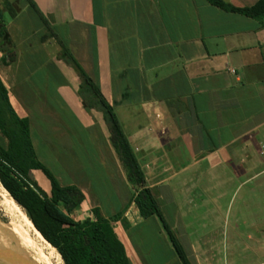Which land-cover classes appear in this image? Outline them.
Listing matches in <instances>:
<instances>
[{
	"label": "crops",
	"instance_id": "0c3cea01",
	"mask_svg": "<svg viewBox=\"0 0 264 264\" xmlns=\"http://www.w3.org/2000/svg\"><path fill=\"white\" fill-rule=\"evenodd\" d=\"M7 1L15 15L5 12L2 22L15 54L11 64H0V80L16 114L19 111V117L28 119L35 155L37 142L44 145V140L51 138L65 144L61 139L66 137L67 122L62 118L66 110L78 131L89 136L91 145L85 154L102 170L108 169L118 186L131 187L111 143L112 128L92 102L81 99L82 92L91 90L65 55L66 49L116 119L115 109L136 116L131 132L117 122L146 188L188 262L197 264L198 259L203 264L200 259L218 252V248L213 242L205 244L198 239L194 250L183 229L177 235L176 228L183 225L174 195L176 187L181 192L194 191L193 183L198 181L207 201L206 212L213 213L216 225L219 221L223 224L222 208L199 182L207 179L218 191L226 181H240L249 173L250 182L258 176L251 172L249 154L254 140L260 144L264 141V19L227 13L206 0ZM221 1L248 8L258 0ZM3 2L0 0V9ZM25 9L40 22L39 29L24 19ZM34 71L42 74V80H32ZM36 92L44 96L37 99ZM50 95L57 99L53 107ZM34 99L43 101L39 113ZM40 116L44 118V132L50 133H42L37 120ZM76 141L77 145L81 142L79 137ZM78 147V154H83ZM247 160L248 173L228 170L229 165ZM74 183L84 196L78 211L98 208L106 218L115 214L106 212L111 190L103 192L104 199H100L87 182ZM107 184L111 186L112 181ZM48 190L44 178V191ZM114 193L112 200L118 201L122 219L130 224L127 230L120 221L112 224L129 264H150L139 245L128 238L130 229L147 224L152 225L154 240L163 249L160 264H183L160 218L154 215L141 220L134 204L129 203V195L123 197L119 190ZM249 240L264 244V239Z\"/></svg>",
	"mask_w": 264,
	"mask_h": 264
},
{
	"label": "trees",
	"instance_id": "16d2710c",
	"mask_svg": "<svg viewBox=\"0 0 264 264\" xmlns=\"http://www.w3.org/2000/svg\"><path fill=\"white\" fill-rule=\"evenodd\" d=\"M206 2L227 13L254 20L264 19V0H258L248 8H235L221 0ZM29 5L36 11L31 2ZM5 12L10 16L15 15L7 0H4L0 9V64L8 66L13 62L15 50L2 22ZM36 13L39 15L37 11ZM64 53L91 90L89 93L82 92L81 99L87 103L92 102L102 113L106 125L112 128V146L126 171L128 183L136 190L129 203L134 204L141 220L157 215L182 263L190 264L172 230L162 218L151 191L146 188L144 176L112 109L66 49ZM0 134L6 142L5 146L0 142V185L44 241L56 251L62 263L129 264L112 226L114 222L120 221L125 230L130 227V224L122 219L123 212L106 218L98 208H94L83 211L76 219L75 212L84 201L83 194L75 186H60L49 170L39 162L31 143L28 119L16 114L1 80ZM34 172L40 173L48 182L47 193L33 178Z\"/></svg>",
	"mask_w": 264,
	"mask_h": 264
},
{
	"label": "rangeland",
	"instance_id": "374dc122",
	"mask_svg": "<svg viewBox=\"0 0 264 264\" xmlns=\"http://www.w3.org/2000/svg\"><path fill=\"white\" fill-rule=\"evenodd\" d=\"M21 1L24 2V0ZM22 12L27 22L32 23L34 28H40V22L33 17L29 10L25 9ZM6 15L8 14L6 13ZM32 76L34 77L32 80H42V74L38 71H34ZM2 78L3 81H5L4 77ZM52 86L53 85H51V87ZM42 94L44 96L43 92ZM42 94L36 92V98L40 99ZM49 98L50 106L53 107V102H57V99L51 95ZM33 102L36 103V111L39 113L41 111L39 103L43 101L34 99ZM93 107L98 111L95 106ZM16 111H18V109ZM114 112L119 123L122 126L125 125L126 129L130 132L133 131L132 129H134L137 120L136 116L130 114V112L122 114V111L119 109H115ZM17 114L21 116L19 111ZM62 118L67 122V126L65 125L64 127L66 137L61 139L65 144H61L62 142H60V140H53L51 138H49V140H44V145H39L40 142H37L35 151L39 162L49 170L62 187L74 186V184H76L74 182H87L100 199L102 198L103 192L111 190L113 193L109 194V198H106V200H108V209L106 212L107 214L111 213V211L112 213L115 212V214L122 213L123 209H118V201H116L115 198L112 200L115 195V190H119V193L123 197L129 195L131 198L136 192L135 188L132 186L130 187V185H128L130 188L124 185L118 186L116 184V177L111 175L108 169H106V171L102 170L100 166L95 164L91 158L85 154L89 152L91 145L88 140L89 136L78 131L72 115L66 110L63 111ZM37 120L39 121L38 124L40 123L41 125L42 133H50V131L47 130L44 132V118L40 116ZM36 130L39 135V128L37 127ZM53 134L57 133L55 132ZM78 137L81 140L78 144L79 147L76 141ZM0 142L5 146L6 142L1 134ZM258 142V139L257 141H253L252 146L254 148H251V154H249V162L252 165L251 172L252 174H258L253 181L249 182L248 180L250 176L247 172L249 170L247 160L237 165H229L228 170L230 171H234L233 169H235L236 171H241L242 174L245 172L248 174H245L240 181H226L223 190L214 191V185H211V182L207 179L199 182V185L202 186L205 192H208V190L210 191L211 197L217 200L219 206L222 208L225 219L223 224L219 221L218 225H216V221H214L215 219L212 217L213 213L206 212L208 208L206 205L207 201L203 195V191H201V188L197 185L198 181H194L195 183L192 185L195 190L192 191L191 188L189 190L190 192H187V196L185 191L181 192L180 188L176 187L174 195L175 203L179 208L180 222H182L183 225V227L176 228V232L178 231L177 235L180 231L184 230L194 250L196 249L195 247L199 246V242H196L198 239L202 240L205 244L213 242V244L216 245L215 249L218 248V252H209L205 254L203 259H200L203 260V264H264V244H260V242L254 244L249 240L257 239L260 241L264 239V156L260 155L261 147L264 146V141H262L261 144ZM77 147L83 154H78V151H76ZM118 173L117 171V175H119ZM118 177L120 178V176ZM33 178L44 190L43 176L38 172H34ZM107 181H112V185L110 186L107 184ZM241 183L242 185L240 186ZM117 198L119 199V197ZM102 199H104V197ZM82 213L83 212H80V210L75 212V217L82 215ZM21 214L24 215L23 211L12 202L11 198L0 185V223L7 224L14 220L21 222ZM1 231L2 230H0V236L4 234V231ZM128 236L130 242L132 241L134 244L136 243L139 245L150 264H160L163 262V253H161L163 249L160 245H157V239L154 240L155 236L152 225L147 224L134 230L130 229ZM142 237L144 238L142 239ZM8 240L10 241V238ZM222 242H224L223 249L221 247V244H223ZM158 246L161 249H158ZM251 251H253L254 254ZM212 255H214V257H212ZM55 256L57 257L56 263L63 264L56 253ZM195 260L197 264H199L198 259ZM5 262L6 264H15L14 260L11 258H5Z\"/></svg>",
	"mask_w": 264,
	"mask_h": 264
},
{
	"label": "bare ground",
	"instance_id": "6f19581e",
	"mask_svg": "<svg viewBox=\"0 0 264 264\" xmlns=\"http://www.w3.org/2000/svg\"><path fill=\"white\" fill-rule=\"evenodd\" d=\"M21 217V222L14 220L7 224L0 223V230L4 231L2 236L7 239L10 238V241L20 246L23 250L22 252H25L35 264L56 263V251L44 241L25 215L21 214ZM56 255L59 257L57 253Z\"/></svg>",
	"mask_w": 264,
	"mask_h": 264
},
{
	"label": "water",
	"instance_id": "95a60500",
	"mask_svg": "<svg viewBox=\"0 0 264 264\" xmlns=\"http://www.w3.org/2000/svg\"><path fill=\"white\" fill-rule=\"evenodd\" d=\"M16 243L0 238V264H6L5 258H11L15 264H35Z\"/></svg>",
	"mask_w": 264,
	"mask_h": 264
},
{
	"label": "built area",
	"instance_id": "2783aa9c",
	"mask_svg": "<svg viewBox=\"0 0 264 264\" xmlns=\"http://www.w3.org/2000/svg\"><path fill=\"white\" fill-rule=\"evenodd\" d=\"M232 72V71H231ZM260 155L264 156V146L261 147Z\"/></svg>",
	"mask_w": 264,
	"mask_h": 264
},
{
	"label": "flooded vegetation",
	"instance_id": "af4514ba",
	"mask_svg": "<svg viewBox=\"0 0 264 264\" xmlns=\"http://www.w3.org/2000/svg\"><path fill=\"white\" fill-rule=\"evenodd\" d=\"M0 238L4 239L5 237H3V236H0ZM4 240H7V239H4Z\"/></svg>",
	"mask_w": 264,
	"mask_h": 264
}]
</instances>
